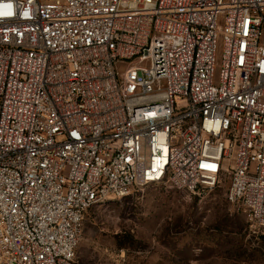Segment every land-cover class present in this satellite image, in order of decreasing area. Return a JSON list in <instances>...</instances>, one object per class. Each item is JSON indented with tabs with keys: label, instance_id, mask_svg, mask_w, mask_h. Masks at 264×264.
<instances>
[{
	"label": "built area",
	"instance_id": "built-area-1",
	"mask_svg": "<svg viewBox=\"0 0 264 264\" xmlns=\"http://www.w3.org/2000/svg\"><path fill=\"white\" fill-rule=\"evenodd\" d=\"M226 177L264 229V0H0V264H74L94 206Z\"/></svg>",
	"mask_w": 264,
	"mask_h": 264
},
{
	"label": "rangeland",
	"instance_id": "rangeland-1",
	"mask_svg": "<svg viewBox=\"0 0 264 264\" xmlns=\"http://www.w3.org/2000/svg\"><path fill=\"white\" fill-rule=\"evenodd\" d=\"M223 27L220 19V46ZM117 65L122 73L125 64ZM228 187L226 177L195 197L169 184L146 186L96 205L85 216L74 264H264V229L228 202Z\"/></svg>",
	"mask_w": 264,
	"mask_h": 264
},
{
	"label": "trees",
	"instance_id": "trees-1",
	"mask_svg": "<svg viewBox=\"0 0 264 264\" xmlns=\"http://www.w3.org/2000/svg\"><path fill=\"white\" fill-rule=\"evenodd\" d=\"M91 209H92V208H91ZM91 209H90V210H91ZM88 212H89V210H88ZM88 212H87V213H88ZM117 245H118V247H119L120 249L123 248V246L121 245V242H120V241L117 242Z\"/></svg>",
	"mask_w": 264,
	"mask_h": 264
}]
</instances>
